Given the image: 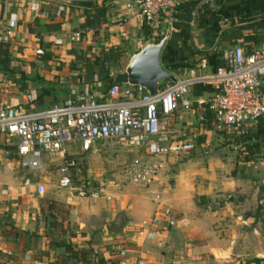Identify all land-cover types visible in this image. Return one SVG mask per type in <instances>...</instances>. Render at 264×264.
I'll return each instance as SVG.
<instances>
[{"label": "crops", "instance_id": "0c3cea01", "mask_svg": "<svg viewBox=\"0 0 264 264\" xmlns=\"http://www.w3.org/2000/svg\"><path fill=\"white\" fill-rule=\"evenodd\" d=\"M123 3L0 0V18L11 23L2 47L14 77L0 84V104L21 109L27 101L29 111L85 92L99 98L108 78L166 36L161 67L175 79L194 68L200 79L184 98L191 111L173 115L172 138L191 142L195 152L223 145L218 151L227 156L206 161L197 176L189 174L197 160L177 165L168 183L159 176L152 189L161 206L148 196L116 203L79 199L43 181L24 187L17 168L0 161V264H264V117L245 137L234 138L199 123L207 113L196 107L216 92L214 59L220 62L223 49L239 46L248 53L264 42V0H214L193 19L183 4L174 21L162 23L163 36L154 43L141 36L156 33L132 20L118 22ZM75 32L80 38L70 42ZM125 43L130 48L119 49ZM111 49L122 53V65L106 75L102 58ZM201 60L205 67L198 69ZM230 136L233 143L224 144Z\"/></svg>", "mask_w": 264, "mask_h": 264}, {"label": "built area", "instance_id": "2783aa9c", "mask_svg": "<svg viewBox=\"0 0 264 264\" xmlns=\"http://www.w3.org/2000/svg\"><path fill=\"white\" fill-rule=\"evenodd\" d=\"M123 2L118 22L135 21L153 36L163 22L175 20L181 5H192L190 19L200 7L212 9L214 5V0ZM10 28L11 23L0 18V45L11 38ZM79 38L80 33L75 32L69 41L77 42ZM138 47L141 48L140 43ZM219 59L221 65L212 76L216 92L207 101L196 103L198 110L207 113V117L200 115L198 121L215 133L243 138L264 117V42L248 53L239 46L226 47ZM204 67L205 61L201 60L198 69ZM194 74L191 68L173 83L160 82L152 96L139 86L112 83L99 98L85 92L37 110L0 104V161L32 177L52 170L56 189L79 199L110 202L111 195L103 183L75 177L79 162L98 144L117 142L134 154L122 168L123 182L142 188L154 205L161 206L160 194L152 187L166 160L186 156L194 149L191 142L173 139L170 134L173 115L179 110L191 111L184 98L189 88L200 82ZM31 184L29 178L22 182L24 187ZM162 215L167 216L168 209L162 208Z\"/></svg>", "mask_w": 264, "mask_h": 264}, {"label": "rangeland", "instance_id": "374dc122", "mask_svg": "<svg viewBox=\"0 0 264 264\" xmlns=\"http://www.w3.org/2000/svg\"><path fill=\"white\" fill-rule=\"evenodd\" d=\"M161 27L156 31V36L152 37L150 34H147L143 31L142 38L144 41L154 43L156 42L159 38L163 36L164 29L160 30ZM160 30V31H159ZM162 34V35H161ZM138 37V36H136ZM134 39V38H133ZM130 45L128 46L127 43L123 44V47H120L119 49L121 50H126L129 49ZM118 49L115 50H110L109 53L107 52L104 57H106V71H117L120 69V66L122 63V57L119 53L117 52ZM102 62L103 58H102ZM9 72L8 68L6 70H3L0 67V76H2V80L0 84L5 85V81H11L10 78H14ZM4 80V81H3ZM106 87L108 85V82H105ZM50 103V102H49ZM30 103L27 101H24V104L20 106L22 110H25L28 108ZM34 105V104H33ZM34 108V106H33ZM227 137V136H226ZM227 139V138H226ZM234 139L230 136L228 137V140L224 144H232ZM221 146V147H220ZM216 146L212 144V146L206 147L207 150L204 151H193L186 156L183 157H170L166 160V165L162 173L159 175L162 177V179H165V182L168 183L170 182L174 176L175 173V168L177 165H181L182 163H185L187 161H194L197 160L198 163H195V165H199V167L196 168L194 172H190L189 174L191 176H197L200 166L203 167L207 165L208 163H214L217 161H220L221 158L219 157H226L227 155L222 153L221 151H218L220 148L224 147L223 145ZM197 148V147H196ZM199 149V147L197 148ZM232 151V150H231ZM224 154V155H223ZM133 153H128L123 147H121L120 144L117 142H107L105 144H98L96 146V150L94 152H89L86 157L79 162L78 165V171L76 173L75 179L81 178L85 181H91V182H101L104 184L105 189L107 192L111 195L113 203L119 202L121 200H124L129 197H144L147 196L145 191L137 186H132V185H126L123 182L122 179V168L125 164H127L132 158H133ZM195 161V162H197ZM222 161V160H221ZM15 175L16 178L19 182L23 181L25 178H29L31 182H46L49 185H55V177L54 173L52 170H47L45 174L32 177V176H27L24 172H22L19 169L15 170ZM158 176V178H159ZM199 176V175H198ZM39 177L40 180L38 179ZM45 177V179H43ZM199 178V177H198ZM158 183V181H157ZM78 185V183H75ZM156 184V183H155Z\"/></svg>", "mask_w": 264, "mask_h": 264}, {"label": "water", "instance_id": "95a60500", "mask_svg": "<svg viewBox=\"0 0 264 264\" xmlns=\"http://www.w3.org/2000/svg\"><path fill=\"white\" fill-rule=\"evenodd\" d=\"M166 36L156 44H147L134 55L124 72L115 74L112 82L115 85L139 86L149 95H155L162 81L175 82L160 64V51Z\"/></svg>", "mask_w": 264, "mask_h": 264}, {"label": "trees", "instance_id": "16d2710c", "mask_svg": "<svg viewBox=\"0 0 264 264\" xmlns=\"http://www.w3.org/2000/svg\"><path fill=\"white\" fill-rule=\"evenodd\" d=\"M184 6H186V11L187 12H191L192 10V5L190 4H185ZM187 29V28H186ZM188 35V30H186L185 32V38L186 36ZM106 57H103V61L106 62ZM214 62H215V65H214V69L216 67H219L221 65V62H219V60H217V58L214 59ZM0 67L3 69V70H6L7 68V60H6V53H5V49L2 47V45H0ZM107 71H106V75H107ZM113 78H108V86L111 85L113 82H112ZM247 161L250 160V158H246Z\"/></svg>", "mask_w": 264, "mask_h": 264}]
</instances>
